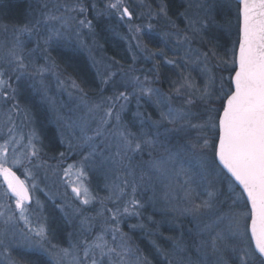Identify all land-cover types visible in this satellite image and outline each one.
<instances>
[{"label":"snow or ice","instance_id":"obj_1","mask_svg":"<svg viewBox=\"0 0 264 264\" xmlns=\"http://www.w3.org/2000/svg\"><path fill=\"white\" fill-rule=\"evenodd\" d=\"M144 7L150 19L162 16L176 29L164 33L175 40V58L165 62L178 73L169 93H164L152 86L159 79L158 71L150 80L129 69L131 74L125 73L120 83L125 89L131 85V92L118 91L93 101L72 80L71 87L81 93L78 108L83 114L65 120L57 112L56 117L72 130L75 144L69 140L68 148L78 150L80 159L63 171L66 177H76L78 183L71 184V191L80 203L99 200L101 210L86 216L84 209L71 203L56 204L73 229L66 248L53 243L44 205L38 198L33 202L32 193L38 188L34 170L43 168L47 173L50 169L41 155L43 142L38 132L28 127V111L16 102L18 88L13 86V77L15 81L40 77L44 85L45 73L55 74V63L37 66V53L46 52L65 32L73 31L77 38L82 29L92 32L89 12L97 17H126L129 22L135 13L127 0H106L102 7L95 0H37L23 25L0 29V264H16L11 249L21 240L31 244L33 236L55 264H149L121 223L125 217L140 219L145 204H154L158 192L173 212L191 217L194 225L189 229L191 247L183 233L170 252L157 246L165 258H175L178 264H264V0H237L238 39L224 56L214 48L201 51L193 47V40L204 30L223 27L217 24L215 6L209 0L195 4L184 0L178 16L184 18L185 29H178L169 17L166 0H160L155 12L151 5ZM141 31L129 23L131 40L145 58L164 55L142 43ZM217 69L228 75L218 76ZM193 71L199 72V82ZM115 76V72L102 75L101 84L115 87ZM145 97L157 108L159 119L139 110ZM133 98L137 103L134 115L139 119L135 131L134 122L124 118ZM165 122L172 127L161 131ZM173 133L179 137L175 143ZM20 170L25 179L17 175ZM92 170L104 177L107 195L103 198L87 187ZM149 191L152 195L141 199ZM137 226L143 227H130Z\"/></svg>","mask_w":264,"mask_h":264},{"label":"rangeland","instance_id":"obj_2","mask_svg":"<svg viewBox=\"0 0 264 264\" xmlns=\"http://www.w3.org/2000/svg\"><path fill=\"white\" fill-rule=\"evenodd\" d=\"M9 1H10L9 4H15V5H8L5 4L6 3L5 0H0V29H2L5 25L9 26L6 24V21L8 20V18L10 19L12 18L11 12L15 11L16 8L18 9V7L20 8L23 7V5L22 6L19 5L21 4L19 3V0H9ZM27 1L31 3L33 9L37 6V0H27ZM49 2L55 3L57 2V0H49ZM60 2H64V0H60ZM181 2H184V0H181ZM197 2L198 0H192V3L194 4ZM209 2L215 6L214 16L217 24L222 25L223 27H217L216 25H213L210 29L204 30L200 36L196 37V39L193 40V47L199 48L201 51H208L210 48L213 47H211L208 41L204 39L205 34L208 33L210 36H215L216 32H219V34H221V40L228 42L229 46L225 47L224 51L222 52H219L216 49L215 51L219 53L221 56H224L225 53L228 52V50L233 47V43L236 41V38H238L237 4L234 2V0H209ZM102 3H104V1ZM127 3L128 5H130L131 10L135 13L134 18L131 22H129L126 17L124 20H121L116 15H113L111 17L101 16L100 18H105L107 20L112 21L114 23L113 26L116 28V29L113 28L115 31H119L117 29L119 27L124 28L126 36L120 35L119 37L122 41L125 42L128 51L131 54L129 55L130 56L129 58L131 61H133V63L131 64L130 67L135 66L136 64L141 65L139 69L137 68H130V69H135L134 74L140 76L141 79L144 78V75H148L149 79L151 80L154 78L157 72L155 69L156 64L164 65L166 59L175 58L174 53L172 51L173 47L175 46V40L168 39L167 37L164 36V33L176 31V29H173L170 26L169 20L162 16L161 17L153 16V18L151 19L149 18L148 8L144 7V5H151L152 11L155 12V10L157 9L160 3V0H127ZM13 6L15 7L17 6V7L15 9H12ZM6 11L8 12L9 15L6 14ZM141 12H143V15H141ZM88 16L91 18L97 17L93 12H89ZM126 20L128 22H126ZM172 21H175L176 25L178 26V29H185L186 23L183 17L177 15V18L173 19ZM10 23H15V21H12ZM129 23H131L134 26H139L142 30L141 34L143 32L151 37L158 38L159 44L161 46V50L163 51L164 55L157 56L155 59H146L145 54L135 47L136 41L131 40L132 34L129 32ZM149 25H151V30H149L148 27ZM56 27H59V25H56ZM11 28L12 27H10L9 29ZM157 29H159L158 33H156ZM94 36L95 35H93L92 32H89L88 29L85 28L81 30L79 38H77V36L73 31H68L64 33V35L61 37V40L63 41V43L69 46H72L73 42L76 43V45L80 47L81 51H86L88 54L91 46L94 47L95 45L94 40H92L94 39ZM81 41H83V44L81 43ZM57 42L60 41L58 39L53 40L49 46ZM30 47H34V44L30 45ZM147 48L152 52L161 51V50L155 51L149 45H147ZM42 52L44 53V51ZM134 55L136 59H133ZM45 59L46 58L43 57L42 58L43 61L38 62V63L43 62V64L37 66L45 65L46 64V62H44ZM102 60L103 61L99 59L91 58L89 56V61L92 67H95L98 73L99 72L108 73L109 70L108 66L105 69V67L103 66L105 60L104 59ZM169 67H170L169 77L167 80L166 91L158 85L157 86L152 85L153 87L162 90L161 92L164 93H169L170 82L176 78V75L178 73V69H176L172 65H169ZM221 74H223L224 76L228 75V73L226 71H223V69H217V75L219 76ZM192 75L194 77H197L198 82L200 81L201 78L199 76L198 71H193ZM39 81H40V77H35L33 79H21L20 81H15V78L13 77V86L18 88V96L16 102L19 103L21 109H26L28 111L31 117V123L28 127H33L36 129L43 142V146L46 145L48 149H51L54 146L53 145L54 140L52 139L53 135L50 131V127H51L54 131L55 137L59 140L61 145H63V147L66 146V149H68V141L71 140L72 143L75 144V138L73 137L71 129H69L66 125H61L60 123H58L56 113L58 112L61 115H63L65 120H69V118L75 119L77 116L82 115L83 114L82 110L78 108V105L80 104L79 95L81 94L77 89L72 88L71 84L66 83L64 80H62L61 76L57 73L54 74L53 72H46L44 75V85H41ZM60 81H63L64 83L61 84ZM155 83L156 80L153 84ZM131 91L132 90H130L129 92ZM97 100L99 99L97 98ZM37 102L39 104L38 105L39 108L37 107ZM173 103L178 105L180 101L174 100ZM147 105L152 107L154 106L150 101H148L146 97L142 98L140 101L139 110L142 113H144L145 116H147L146 113L148 112ZM128 107L131 110V119H132L131 121L136 123L137 126L139 127V119L134 115L137 111V103L135 98L131 100ZM155 109L157 111V117L159 118V112L156 107ZM43 111H45L44 115H43ZM20 119L21 118L19 117L17 118L18 123L20 122ZM164 124H166L167 126L161 127V131H163L165 128L172 127V125H169L166 122ZM24 131L25 133H27L28 128H25ZM194 135L195 133L193 132V136ZM170 136L176 137V134L173 133L170 134ZM62 140L64 142H62ZM2 142L3 141L0 140V143ZM22 143H26V140L23 141ZM63 147L61 149H64ZM44 149L43 152H45ZM60 157L61 155L58 156L57 159H60ZM46 162L48 168L50 169L47 173H45L43 168L34 170L36 181L38 183V188L32 193L33 202L38 198L41 201V203L44 205V215L48 217V225L53 231V235L51 237L53 243L58 244L60 247L66 248L69 246L68 233L72 232L73 229L72 226L64 220L63 214L59 211L58 208H56V204L71 203L75 206L84 209L85 210L84 215L86 216H95L96 213L101 210L100 209L101 204L99 200H97L90 205H82L80 201L72 193L71 184L73 182L78 183V181H76V177L74 175L66 177L64 174L63 170L67 168L68 165L72 164L71 162H69L68 159L62 160L59 165H57L55 162H52L51 160H47ZM190 163L194 167L196 162L193 159L192 161H190ZM22 173L23 170H20L17 172V175H19L21 179H25ZM90 174L94 175V177H99L100 179H102L100 181L101 184H103L102 189H105L104 187L105 180L103 175L96 170H92L88 173L86 180V184L89 191L93 194L92 190L90 189V186L87 183V181L90 180L89 179ZM225 190H227L226 186H225ZM2 195H3V189L0 188V196ZM151 195L152 193L149 191V193L142 198L145 199L146 201L147 197ZM49 197H51V199ZM148 205L151 208H148L150 212L146 214L147 222H152V218H153L152 214L155 213V214H161L162 218L160 219V222L167 223L172 227H178L179 222H181V219L183 218L181 216H178L175 212L171 210V206L167 204V202L163 199L162 194L159 192L157 194L156 202L154 204L153 203L145 204V208L149 207ZM13 207H14V203H13ZM68 211H71V209H68ZM128 219L129 218L125 217L124 220H128ZM190 220L191 217H187L186 219L187 226L185 230H188V232L189 229L194 228V225L193 223L190 222ZM19 223H20V227L24 226L23 221H20ZM128 225L130 227V224ZM137 227L139 228V226ZM25 231H27V229H25ZM35 239L36 238L33 236L31 244H29L27 241L21 240L17 245H15L11 249V255L14 257L16 264H22L18 258V254L20 250H25L26 252L28 253L30 252L32 254L35 253V254L43 255L47 258L48 261H50L52 264H55V261L49 255V253L45 251L43 248L39 247V245L35 244ZM175 241L176 239L167 242V244L170 246L169 252L171 251ZM0 255H2V250H0ZM195 255H196L195 250L192 249L193 258H195ZM163 257L165 258V256ZM166 259L170 261L171 264H178V261L175 258L168 257ZM68 260L70 261L71 257H69Z\"/></svg>","mask_w":264,"mask_h":264},{"label":"trees","instance_id":"obj_3","mask_svg":"<svg viewBox=\"0 0 264 264\" xmlns=\"http://www.w3.org/2000/svg\"><path fill=\"white\" fill-rule=\"evenodd\" d=\"M103 1L104 3L106 2V0H95L98 7H101L104 4L102 3ZM5 2V4L8 5H15L9 4V0H5ZM19 3H21L19 5H23V7H18L17 9V6H13L12 9H16L15 11L11 12L12 18H8L7 21L5 20L6 24L9 25V28L13 26L23 25L31 16L33 9L31 3H29L27 0H19ZM166 3L168 4V15L171 20L176 19L178 12L184 10L182 7L183 2H181V0H166ZM19 9L20 11H22L20 12ZM6 14H8L7 11ZM99 18L100 17H89L93 24L92 34L95 35L94 39H92L94 40L95 45L94 47L91 46L90 51L88 52L89 55L86 51H81L80 47H78L76 43L73 42L72 46H69L63 43L60 38L58 39L60 42L51 44V46H49V49L47 48L46 52H38L36 60V63H38L39 61H43L42 58L44 57L47 58L44 60V62L46 63L48 61H53L55 63L54 72L59 74L62 80H64L66 83L71 84L72 80H75L79 87L82 88L87 94L88 99L91 101L97 100V98L100 99L102 96H112L114 92L125 90L129 92L130 90H132L131 85H129L127 89H125L121 85L120 79L121 77H124L126 79L125 73H129L130 68L139 69V67L141 66L139 64H136L135 66L130 67L133 63V61H131L129 58V55L131 54L128 51L125 42L122 41L119 37L120 35L126 36L124 28L119 27L117 28L119 31H115L113 29L115 27L113 26L114 23L112 21L107 20L105 18ZM12 21H15V23H10ZM126 22L128 21L126 20ZM158 30L159 29H157L156 33H158ZM140 39L143 44L149 45L155 51L161 50L158 38L151 37L146 33L142 32V34H140ZM204 39L208 41L211 47H213L219 52L224 51V48L229 46L228 42L221 40V34H219V32H216L215 36H210L207 33L205 34ZM89 56L91 58L99 59L101 61H103L102 59H104L105 62L103 63V66L105 67V69L108 66V73L115 71L116 76L114 77V79L117 81L115 87L112 83H109L108 85L101 84L102 75H106L107 73H98L97 69L95 67H92L89 61ZM40 64H43V62L38 63L37 65ZM166 64V62L164 63V65L156 64L155 69L159 73V79L156 80L155 84H153L154 86L158 85L162 87L165 91L170 68L169 65ZM121 69H123V71H121ZM38 102L37 107L39 108ZM147 109V116L151 115L153 120L159 119L157 117V111L154 106L152 107L147 105ZM44 113L45 111H43V115ZM124 118L126 121L132 120L131 110L129 107L126 113L124 114ZM134 124L135 127L133 128V130L135 131L138 126L136 123ZM166 126L167 125L164 124L161 127ZM50 131L53 135V138L52 136L51 138L54 140V146L53 148L48 149L44 143L45 146H43V149L45 148V152L41 153L43 160H51L52 162H55L57 165H59L62 160L68 159L69 162L73 163L80 159L78 150L74 149L72 151H69V148L66 149L65 145V147H63V145H61L59 140L55 137L54 131L51 127ZM173 137V143H175L176 140L179 139V137ZM60 146H62L64 149H61L62 147ZM62 152L65 155L63 157H60V159H57L58 156H60V153ZM89 179L90 180L87 181V183L90 186V189L92 190L93 194L99 196L100 198L104 197L107 192L105 189H102L103 184H101L100 182L102 179H100L99 177H94V175L91 174ZM141 199L143 198L141 197ZM106 203H108V207H113L110 202ZM148 208L151 207L149 206L142 210L143 213L140 219H137L135 217H127L129 219L124 220L125 218H123L121 228L125 233L128 234L133 244L138 246L143 255L148 258L149 264H169V261L163 257L164 255L161 252L157 251V246L163 252H169L170 246L167 244V242L172 241L174 239H180L181 233H183V240L189 245V247H191V236L188 230H185L187 226V217H183L181 219V222H179L178 227H172L167 223L160 222V219L162 218L161 214L155 213L152 214V222H147L146 214L150 212ZM128 224H130V226L142 224L143 227L133 228L129 227ZM18 258L22 264H52L50 261L47 260L45 256L35 253L32 254L30 252L28 253L25 250L19 251Z\"/></svg>","mask_w":264,"mask_h":264},{"label":"water","instance_id":"obj_4","mask_svg":"<svg viewBox=\"0 0 264 264\" xmlns=\"http://www.w3.org/2000/svg\"><path fill=\"white\" fill-rule=\"evenodd\" d=\"M234 2L237 4V0H234ZM238 39V38H237ZM237 47H238V45H237Z\"/></svg>","mask_w":264,"mask_h":264}]
</instances>
